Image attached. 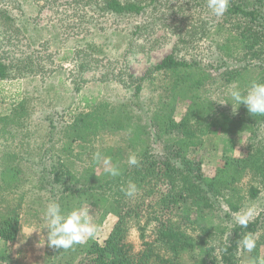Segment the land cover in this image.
<instances>
[{"label":"trees","instance_id":"obj_1","mask_svg":"<svg viewBox=\"0 0 264 264\" xmlns=\"http://www.w3.org/2000/svg\"><path fill=\"white\" fill-rule=\"evenodd\" d=\"M16 4L17 0H3L0 4V27L8 34L19 32L17 19L10 11ZM206 5L207 0H183L178 5L169 4V0H72L61 5L63 11H56L59 26L53 27L60 31L78 27L84 33L85 23L91 25L103 16L141 20L132 27L123 55L143 50L148 41H137L146 40L149 28L153 26L155 31L167 18L179 17L181 28L176 33L178 41L173 52L152 72L142 79L131 76L132 87L120 79L123 86L133 88L130 90L135 99L142 95L145 78L160 81L147 110L141 105L135 110L131 104L112 107L101 103L89 111V116L79 118L88 121L87 132L80 134L76 126L69 127L55 154L50 137L54 129L48 126V138L39 146L44 153L31 166L25 161L28 171L16 152L5 153L9 157L5 162L0 159V239L8 251L17 239L20 213L26 208L43 218L47 204L56 201L65 213L90 207L100 215L98 224L107 217H115L116 222L102 243L89 239L66 251L48 247L50 264H183L186 249L195 256L188 264L258 263L264 246V202L246 228L236 222L231 224L229 217L231 212L239 211L244 200L264 201V116H252L243 104L232 105L229 89L236 85L246 92L253 81L264 83V0H230L219 22L205 13ZM68 17L75 21L67 22ZM10 38L12 35H8ZM204 42L219 54L213 65L203 63ZM87 48L80 47L75 52L79 74L90 69L96 54L94 46ZM185 49L192 55L190 60L181 57ZM230 59L247 63L233 66ZM40 62L34 54L14 59L0 57V81L39 76L53 66L48 64L46 69ZM220 69L225 71L212 72ZM155 73L157 77L149 75ZM75 87L79 92L81 88ZM178 102L185 104L183 115L176 112ZM31 115L22 103L0 116V147L20 142V150L26 149L37 130ZM31 125L34 130L29 129ZM217 132L245 135L247 149L239 157L223 155L213 176L207 178L190 149L203 146L204 137ZM163 138L167 142L161 143V153L157 155L152 143ZM94 140L96 146H83L88 148L83 158L74 154L76 142L88 144ZM97 151L111 158L121 175L111 177L105 173L103 165L93 159ZM133 153L139 166L127 163ZM36 167L38 171L32 177L31 169ZM129 181L140 190L131 199L121 191ZM27 185L30 187L24 194L33 189L35 197L25 205V195L18 191ZM9 195H15L18 201L9 204ZM221 206L229 208L226 223L204 225L201 212L218 211ZM134 229L137 246L130 239ZM257 232V246L252 252L239 247L245 234ZM12 262L7 264H17Z\"/></svg>","mask_w":264,"mask_h":264},{"label":"rangeland","instance_id":"obj_2","mask_svg":"<svg viewBox=\"0 0 264 264\" xmlns=\"http://www.w3.org/2000/svg\"><path fill=\"white\" fill-rule=\"evenodd\" d=\"M4 1L6 2L7 0ZM17 1L19 4H16L14 9L10 8V11L17 19L15 26L19 32L13 33L9 31L8 34L3 27H0V57L14 59L34 54L36 57H40V63L45 64L46 69L49 68L48 64H53V66L49 68L50 71H45L39 76L14 79L13 82H0V116L3 117L9 114L24 103L31 111L30 119L37 128L25 145L26 149L20 150V146H22L20 142L10 146L9 143L8 145L5 143L1 145V160L4 159L5 162V158H9L4 155L5 153L16 152L18 156L23 158L21 159V164L24 170H27L28 167L25 161L28 160L29 164L27 165L31 166L30 164L32 163H38L40 155L44 153L39 146L48 138V126L51 127L52 125L54 129L52 135H49L53 137L52 146L55 154L63 139L66 138V132L69 127L73 129L76 126L78 128L77 132L80 134L87 132L88 121L79 118L89 116V111L98 107L101 103L111 104L113 105L112 107L131 104L135 110L139 107L138 105H141V109L147 110L152 103L154 95H156L155 88L158 87L160 81L157 78L155 80L145 78L143 80L142 95L135 99L133 91L130 90L133 88L123 86L120 79L126 80L129 87H132L131 76L134 79L146 77L164 58L173 52L174 45L178 41L176 33L181 28L179 17L176 19L167 18L160 24L158 22V27L155 31L153 26L152 28L150 27L149 32L145 34L147 39L137 41V43L148 41L146 47L143 50L138 49L123 55L131 39L132 27L141 20H136V18L116 19L110 16H103L97 17L91 25L85 23L83 27L86 32L84 33H81L78 27L72 31H65L61 28L60 31L57 30L56 26L53 27L54 24H59L56 23L58 19L56 11H63L61 5L72 0ZM182 1L169 0V4L178 5ZM2 3L3 0H0V4ZM53 6L59 7L53 9ZM205 13L218 22L224 19L213 15L207 7H205ZM60 15L64 17L62 13ZM71 21L75 20L72 17H68L67 22L71 23ZM8 35H12V38L8 39ZM204 43V45L201 43L202 54L204 55L203 63L213 65L216 63L219 54L216 53L214 46H208L210 43ZM87 45L94 46L96 54H94V60L92 61L91 59L90 69L79 74L75 65L77 61L75 52L80 47L88 49ZM185 53L187 54L185 55ZM191 56L187 49L182 50L181 57L184 60H190ZM244 63L245 61L238 62V60L230 59V64L233 66L236 64L240 66ZM224 71V69H220L212 72H218L217 74H219ZM149 75L157 77L156 73ZM246 79L250 80L249 78ZM76 85L81 88L79 92H76ZM184 106V102H178V111H176L178 115L184 114ZM34 128L31 125L29 129L34 130ZM165 142L167 140L163 138L161 141L152 143V149L157 155L161 153L163 145L161 143ZM245 142V135L217 132L204 137V145L191 148L190 152L202 164L205 176L211 178L215 168L222 163L223 155L239 157L245 154L247 149ZM85 145L91 148V146L97 145V141H90L88 144L76 142L74 154L83 158L85 151L88 149L83 147ZM12 149L15 151H12ZM40 169L41 165L39 166ZM31 170L32 177H34L33 172L38 171V167ZM33 182L37 184L36 181ZM29 187L30 185L23 186L20 189L21 191H18L20 194L25 195V205L33 201L35 197L33 189L24 194L26 190H29ZM261 194L263 195V193ZM15 195L7 197L9 204L18 201ZM263 202V199L258 201L244 200L239 205V211L248 205L254 204L258 214ZM86 208L89 209L92 222L100 229L96 237L92 239L102 243L114 227L116 218L107 217L100 225L98 224L100 222L98 212H95L90 207ZM228 209V207L221 206L218 211L203 210L201 216L204 225L212 226L226 223L225 213L229 211ZM233 213L236 212H231V217H229L231 224L235 222ZM43 224L44 220L42 217L38 216L35 211L26 210L25 208L20 213L19 232L11 252L7 250V246L0 239V263L2 262L1 260H3L4 264L13 263L12 261L15 260L17 264H50L47 263L50 248H48L47 243L41 245L43 244L41 239H46L47 236V231L43 229ZM130 239L135 246L138 245L135 229L132 231ZM192 258L195 259L194 253L192 254L191 250L186 249L182 253L181 263L188 264L192 261ZM260 260H264V246L260 249ZM241 264L246 263L241 262Z\"/></svg>","mask_w":264,"mask_h":264},{"label":"clouds","instance_id":"obj_3","mask_svg":"<svg viewBox=\"0 0 264 264\" xmlns=\"http://www.w3.org/2000/svg\"><path fill=\"white\" fill-rule=\"evenodd\" d=\"M207 8L216 17H222L230 6V0H207ZM229 94L232 105H245L252 116H264V83L253 81L246 92H242L236 85H231ZM93 159L102 164L105 173L111 177L121 175L118 166L111 163V158L103 156L99 151L93 154ZM131 167L139 166V159L135 153L130 154L127 161ZM128 198H135L139 194V188L133 181H129L126 186L121 187ZM257 215V209L254 204L242 208L239 212L233 213L234 221L247 227ZM43 229L47 231L46 239L42 238L43 244L57 250H69L77 245L84 244L87 240L95 238L99 232V227L91 220L89 209L86 207L74 208L69 212L62 210L61 204L52 201L46 206L43 213ZM43 230V231H44ZM39 232V231H35ZM259 233H247L239 241V247L247 252H252L257 246ZM258 264H264L260 260Z\"/></svg>","mask_w":264,"mask_h":264},{"label":"crops","instance_id":"obj_4","mask_svg":"<svg viewBox=\"0 0 264 264\" xmlns=\"http://www.w3.org/2000/svg\"><path fill=\"white\" fill-rule=\"evenodd\" d=\"M14 80H9L8 82H13ZM1 83L7 82V81H0Z\"/></svg>","mask_w":264,"mask_h":264}]
</instances>
